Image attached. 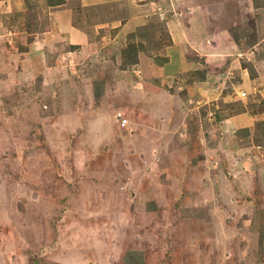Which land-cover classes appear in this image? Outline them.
<instances>
[{
  "label": "rangeland",
  "instance_id": "1",
  "mask_svg": "<svg viewBox=\"0 0 264 264\" xmlns=\"http://www.w3.org/2000/svg\"><path fill=\"white\" fill-rule=\"evenodd\" d=\"M191 3L204 39L150 80L138 52L168 42L155 19L83 45L58 24L66 5L24 1L26 34L0 36V264H123L130 248L146 264H264V0ZM80 10L84 35L100 30ZM32 36L51 40L22 66Z\"/></svg>",
  "mask_w": 264,
  "mask_h": 264
},
{
  "label": "crops",
  "instance_id": "2",
  "mask_svg": "<svg viewBox=\"0 0 264 264\" xmlns=\"http://www.w3.org/2000/svg\"><path fill=\"white\" fill-rule=\"evenodd\" d=\"M24 1L25 0H0V36L13 40L15 36H20L19 38L22 39L23 34H26V27L19 32L13 30L15 27L13 23H20L21 19L24 18L22 17V13H20V9L24 6ZM167 2L171 5H166L165 3ZM192 4L191 0H66V2L61 5H66L68 11L65 13L64 11L58 10L56 14L60 18L58 19V24L65 34L64 38L69 41H79L83 39V45L86 40H91L93 42L97 39L103 40L106 37H108L106 39L109 40L111 31L116 33L117 36H120V38L132 32L139 33L143 26L151 28V20L155 19L156 22L161 24L163 31H165L168 42L157 46L159 49L158 52L149 53V51H147L145 53L139 51V64H137V66L141 78L145 77L150 80H158V78H162L165 74L169 73L170 69L177 70V68H181L185 58L181 56V54H178L179 51L188 48V46L195 48L196 42L204 39V34L208 31V28L200 29L202 23L205 24L204 21L201 23L203 19L200 13L203 10L202 6L193 7ZM61 5L48 7L58 8L61 7ZM174 5H177V9H183L177 11V9L173 7ZM73 6L76 10L78 7H81L80 11L83 17L89 12L96 15L97 18L93 15L92 18L95 19L91 21L86 16L85 18L88 19L86 22L93 24V27L95 26L94 30H100L92 31L91 33L92 27L90 25V34L87 32V35H84V31L81 27L76 26L79 22L77 21V17L74 19L75 14L71 11ZM160 8H166L165 10L168 11L164 19L158 15ZM195 8L199 9L198 12L193 11H196ZM15 11H17V18L16 20H11L9 16ZM181 13L191 17L195 20V23H187L186 20L180 16ZM189 17L186 19H189ZM199 24L200 26H198ZM205 26L202 25V27ZM160 38L161 37H159V39ZM50 40L51 37L49 36L47 39L45 37L39 38L32 36L25 50L27 52H20V54L25 53L26 57H24L27 58V60L22 63V66L29 63L30 60H39L37 56H39L40 53H45V46L50 43ZM37 47L43 48V51L38 50L35 51L37 54H34L33 49L35 50ZM149 55L154 57H165V60L158 64ZM28 58L30 60H28ZM38 66L39 65L35 63L33 71H38Z\"/></svg>",
  "mask_w": 264,
  "mask_h": 264
},
{
  "label": "trees",
  "instance_id": "3",
  "mask_svg": "<svg viewBox=\"0 0 264 264\" xmlns=\"http://www.w3.org/2000/svg\"><path fill=\"white\" fill-rule=\"evenodd\" d=\"M65 2H66V0H46V4L48 6H58V5L64 4ZM161 11H163L162 14L164 15L165 9L163 8V10H159L158 11L159 12L158 15L161 18H163L162 15H161ZM164 18H166V17H164ZM138 51H139L138 50V45H136L134 43H129L125 47V49H123L122 52L124 53L126 58H128V57L130 58V63L133 62L135 64V63H137V58H136L135 54ZM164 60H165V58L162 59V61H164ZM155 62L158 63V64L161 63V62H157L156 60H155ZM145 258H146L145 254L142 251H140L138 249H135V248H130V249H127L125 251V253H124L123 257H122V263L123 264H146Z\"/></svg>",
  "mask_w": 264,
  "mask_h": 264
},
{
  "label": "built area",
  "instance_id": "4",
  "mask_svg": "<svg viewBox=\"0 0 264 264\" xmlns=\"http://www.w3.org/2000/svg\"><path fill=\"white\" fill-rule=\"evenodd\" d=\"M159 10H162V8H160ZM162 12H163V11H161V15H162V17H163V18L166 17L168 11L165 10V11H164V12H165L164 15L162 14ZM125 124H126V122H125L124 120L121 119V125H122V126H125Z\"/></svg>",
  "mask_w": 264,
  "mask_h": 264
}]
</instances>
